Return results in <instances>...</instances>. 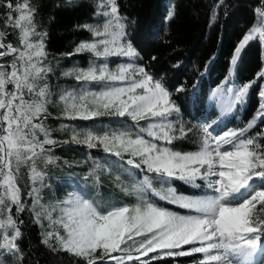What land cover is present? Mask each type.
Wrapping results in <instances>:
<instances>
[{
	"label": "snow or ice",
	"instance_id": "obj_1",
	"mask_svg": "<svg viewBox=\"0 0 264 264\" xmlns=\"http://www.w3.org/2000/svg\"><path fill=\"white\" fill-rule=\"evenodd\" d=\"M222 3L213 5V19ZM0 9V264H24L18 241L25 212L41 229L40 242L74 264H179L184 257H196L193 264H264V129L258 127L264 125V103L243 127H186L164 83L134 63L139 53L117 0H99L94 13L103 21L82 26L92 39L63 54L87 53L89 61L60 73L75 86L57 94L38 8L30 0H3ZM254 12L259 24L242 37L233 65L250 42L264 45V6ZM174 15L171 10L169 19ZM113 58L127 62L112 68ZM251 87L225 89L222 83L212 96L232 111ZM260 96L264 100V90ZM53 107L65 121L92 124L62 123L60 130L70 134L54 139L46 123ZM104 117L116 118L121 127L97 130L95 121ZM193 136L199 137L196 149L183 150L180 145ZM60 144L116 157L120 174L110 179L117 191H95L104 174L95 164L88 174L93 189L76 185L45 200L44 169L57 163L52 153ZM177 181L200 194L179 192Z\"/></svg>",
	"mask_w": 264,
	"mask_h": 264
},
{
	"label": "trees",
	"instance_id": "obj_2",
	"mask_svg": "<svg viewBox=\"0 0 264 264\" xmlns=\"http://www.w3.org/2000/svg\"><path fill=\"white\" fill-rule=\"evenodd\" d=\"M30 2L38 8V29L48 34L46 50L53 68L51 83L59 94L60 89L75 86V81L60 73L73 66L87 67L89 61L87 53L74 56L63 54L73 52L81 41L92 39L82 26L98 22L103 17L94 13L97 5L95 0ZM117 3L121 15L126 17L128 35L139 53L135 62L145 67L154 79L164 83L172 93L186 127L196 131L200 125L212 122L219 125L214 127L217 132L243 127L259 105L264 103L260 96L264 90V76H261L264 73V45L258 40L242 49L229 76L235 49L245 33L254 24H259L254 10L264 6V0H223L222 6L215 9V19L212 18V9L219 0H117ZM171 10H174L175 15L169 19ZM3 11L0 9V18ZM8 39L15 42L12 36ZM119 60L124 59L113 58L110 65ZM226 77H229L227 83ZM250 82L252 87L244 103L232 111L222 108L218 99L212 96L222 83L225 89L235 90ZM89 87L96 89L98 85ZM180 88L183 91H178ZM50 111L52 117L46 123L53 130V138L60 141L67 139L70 134L69 130H60L62 123L92 124L65 121L56 107L50 108ZM95 127L97 130L116 129L121 127V123L116 118L104 117L95 121ZM258 127L264 129V125L258 124ZM198 139V136H193L180 146L185 151L195 150L194 141ZM52 154L57 158V163L44 169L48 184L43 191L45 200L53 201L76 185L93 189L88 174L95 164L101 165L104 172L100 178L102 187L97 186L95 191L100 195L117 191L110 179V175L120 174L122 162L116 157L73 144H60ZM25 184L26 179H22V187ZM174 186L185 193H199L182 182L177 181ZM20 219L24 223L21 225L23 235L18 243L26 254L24 264H74V258L65 253L53 252L40 242L41 229L29 222L27 212L21 214ZM195 259L179 258V264H193ZM152 264L176 262L165 259L153 261Z\"/></svg>",
	"mask_w": 264,
	"mask_h": 264
},
{
	"label": "rangeland",
	"instance_id": "obj_3",
	"mask_svg": "<svg viewBox=\"0 0 264 264\" xmlns=\"http://www.w3.org/2000/svg\"><path fill=\"white\" fill-rule=\"evenodd\" d=\"M95 1H96V3H99V0H95ZM103 19H104V18H103ZM103 19L100 20V21H98V22H102ZM98 22H90V23H86V24H95V23H98ZM86 24H85V25H86ZM245 34H246V33H245ZM121 62H127V61H126V60H122V61L119 60V61H116V62L112 63V64L110 65V67L115 68V67H116V64H117V63H121ZM134 63L137 64V62H135V61H134ZM231 64H232V63H231ZM233 68H234V65H232L231 68H230V72H231V74H232V72H233ZM227 129H228V128H227ZM214 131L217 132L216 129H214ZM220 132H221V131H220ZM189 151H190V150H189ZM179 192H183L185 195H192V194H193V193H185L183 190H179ZM196 194L199 195L200 193H196ZM161 203H164V202H161ZM164 206L170 208V209L173 210V211L181 212L182 214H184V213L186 212V210L179 209V208H177L175 205L164 204Z\"/></svg>",
	"mask_w": 264,
	"mask_h": 264
}]
</instances>
